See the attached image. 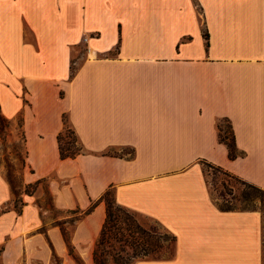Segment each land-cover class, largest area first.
<instances>
[{
    "label": "crops",
    "instance_id": "0c3cea01",
    "mask_svg": "<svg viewBox=\"0 0 264 264\" xmlns=\"http://www.w3.org/2000/svg\"><path fill=\"white\" fill-rule=\"evenodd\" d=\"M0 110L26 150L19 208L0 168V264H79L59 223L93 264L109 188L177 238L134 264H264V0H0ZM205 164L261 189V208L223 209ZM43 179L67 214L47 221L43 182L27 193Z\"/></svg>",
    "mask_w": 264,
    "mask_h": 264
},
{
    "label": "trees",
    "instance_id": "16d2710c",
    "mask_svg": "<svg viewBox=\"0 0 264 264\" xmlns=\"http://www.w3.org/2000/svg\"><path fill=\"white\" fill-rule=\"evenodd\" d=\"M205 37L208 40V33H205ZM76 70L77 69L73 66L72 63L71 77L74 76ZM0 119H6L2 116L1 110ZM68 122L69 121L65 118V129L59 135L60 152L63 158L76 157L82 152V146L80 148L76 146V142H78V136L72 125L70 124L68 126ZM68 127L71 130L74 138L73 141H68L65 145L63 135ZM218 130L220 141L224 142L228 146L229 156L231 158H236L239 155V151L236 146L232 125L229 123V131L223 130L218 125ZM236 178L238 179V177ZM44 181L46 180H39L35 184L27 185V193L32 192L28 189V187L34 188L37 184ZM259 190L262 191L261 189ZM50 196L52 199V204L54 206L53 196L51 194ZM101 200L105 201L106 203L107 216L103 224L100 236L96 241L93 250V260L95 264H134L137 260L140 259L170 258V256L166 255L165 253L169 250L171 242H174L176 244L177 239L172 232H170L165 227L164 229H166V231H161L160 229L163 226L158 223L156 226H144L130 214L129 210H127L125 206H122L116 201L115 194L112 188H109L102 195ZM95 205L96 203H93L87 210H74L73 212L79 214L78 216L81 217L90 213L94 209ZM15 206L19 208L16 203ZM223 209H232V207H223ZM79 217H77V219ZM59 224L61 225L64 236L68 242L70 254L77 260V262L80 263V257H77L74 253L75 247L73 246L71 239L67 236V230L65 226L62 223Z\"/></svg>",
    "mask_w": 264,
    "mask_h": 264
},
{
    "label": "rangeland",
    "instance_id": "374dc122",
    "mask_svg": "<svg viewBox=\"0 0 264 264\" xmlns=\"http://www.w3.org/2000/svg\"><path fill=\"white\" fill-rule=\"evenodd\" d=\"M86 48L84 45H80L77 49V53L73 58V66L77 69L80 63L83 61L85 56ZM20 123V119H19ZM21 124V123H20ZM70 122H68V126ZM218 125L223 129L229 131V123L226 120L219 121ZM20 125H17L16 128L11 126V123L8 119H0V168L4 172L5 176L9 179L13 186L15 193L16 204L20 207L23 192V183H22V173L26 166V150L23 139V134L20 130ZM64 144L66 142L73 141V134L69 127L65 130L64 135ZM76 146L79 148L81 144L76 142ZM205 169L209 175V183L213 196L219 203L221 207H232V208H261L263 193L259 189L243 182L240 178L228 174L225 170L218 168L212 164H205ZM43 194L41 203L45 209L49 211L46 219L50 220L52 217H57L67 212H62L56 209L52 204L51 196L46 188V182H43ZM30 191H33V187H28ZM129 210L130 214L135 217L139 222H141L146 227L156 226L158 221L145 216L141 213H138L134 210ZM74 213V212H73ZM77 216L74 213L73 219ZM162 225V224H161ZM163 226V225H162ZM165 226L161 227V231L165 232ZM67 236L71 237V230L73 225H66ZM166 228V227H165ZM95 247V245H94ZM176 244L171 242L169 250L165 253L166 255L172 257L175 253ZM75 255L80 257L77 251L75 250ZM79 264H86L85 261L80 257ZM60 263V260H57ZM95 264V263H93ZM112 264V263H111Z\"/></svg>",
    "mask_w": 264,
    "mask_h": 264
}]
</instances>
